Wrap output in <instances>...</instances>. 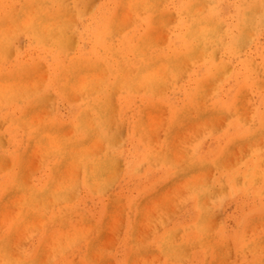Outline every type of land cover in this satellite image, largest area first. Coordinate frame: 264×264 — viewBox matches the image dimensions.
Wrapping results in <instances>:
<instances>
[{"label":"bare ground","instance_id":"obj_1","mask_svg":"<svg viewBox=\"0 0 264 264\" xmlns=\"http://www.w3.org/2000/svg\"><path fill=\"white\" fill-rule=\"evenodd\" d=\"M1 138L14 231L69 264L111 258V209L115 264H264V0H0Z\"/></svg>","mask_w":264,"mask_h":264},{"label":"rangeland","instance_id":"obj_2","mask_svg":"<svg viewBox=\"0 0 264 264\" xmlns=\"http://www.w3.org/2000/svg\"><path fill=\"white\" fill-rule=\"evenodd\" d=\"M18 45H23V38H19ZM59 111L62 115L65 114L66 109L63 104H59L58 106ZM222 117H216L214 119L215 128L222 126ZM182 135L175 136L173 141H177L181 139ZM185 137V136H184ZM183 137V138H184ZM182 138V139H183ZM119 141H122L121 138H117ZM6 143L4 139H0V144ZM5 145V144H3ZM35 156H32V159H34ZM233 158V155H229L225 158V162H231ZM31 162V169L26 170L25 176H29L27 172H36V166L33 167L35 161L30 160ZM8 164L7 163H1L0 162V171L4 169ZM183 189L181 187V183H174L168 187H165L161 194H158V197H156L147 207H145V210H149L152 208L154 204H157L159 206H164L166 210H170V199L173 195V191L181 192ZM94 201V198H93ZM90 200L88 199L87 205L91 206ZM16 208L11 203H0V264H6V261L8 258L14 259L19 256L31 259L32 261H35L36 258L38 259L37 262L39 264H49L52 262V264H69L70 260L74 256L75 250L71 248H68V244L65 241L64 234L56 233V234H48L44 236L40 235H30L26 232L20 231L15 232L12 227V214H16ZM152 214V213H150ZM97 215V214H96ZM14 217V216H13ZM144 216L140 217V220L138 222L137 226V234L140 236L141 233H145L148 231V227L150 226L148 222H144ZM122 217L120 216V212L118 209L112 211V209L107 213V217L105 220H103V226L102 230L100 232V235L98 237V245L101 249L105 250L106 253L111 258H106L105 261H103L101 264H115L112 256L109 254V252H112L115 249L116 242L119 238L118 235V224ZM93 222V221H92ZM264 220L261 219L259 222H255L253 225L255 226H261L263 224ZM111 223V225H109ZM39 238H46L44 241H40ZM39 239V240H38ZM41 243V244H39ZM262 243L264 244V238L262 240ZM33 257V259H32ZM80 257H83L82 254H80ZM84 258V257H83ZM214 264H231V261L223 260L221 258H218Z\"/></svg>","mask_w":264,"mask_h":264}]
</instances>
